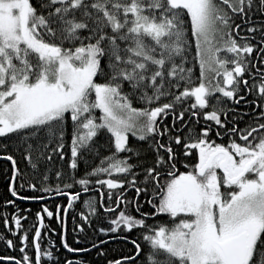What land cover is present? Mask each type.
<instances>
[{
  "label": "snow or ice",
  "instance_id": "1",
  "mask_svg": "<svg viewBox=\"0 0 264 264\" xmlns=\"http://www.w3.org/2000/svg\"><path fill=\"white\" fill-rule=\"evenodd\" d=\"M254 7L264 12V0H0V138L18 141L34 173L54 157L67 160L72 182H63L62 170L55 172L65 189L106 186L109 203L100 204L105 212L113 211L112 190L127 185L124 192L128 187L137 196L143 192L151 208L141 218L119 209L111 227L99 229H143L147 252L131 240L135 253L145 256L143 264H264V122H259L264 121V67L256 68L257 79L251 70L255 65H250L256 46L249 37L235 38L241 25L234 21L240 17L248 23ZM256 31L264 33V26L247 27L248 33ZM255 54L264 57V35ZM259 63L264 65V59ZM241 92L255 95L250 103L256 106L257 122L228 127L223 98L245 100ZM189 98H194L190 106ZM201 112L207 126H188L185 115L199 124ZM170 114L173 129L177 120L185 126L183 137L170 134L164 122ZM209 122L218 126L215 136L228 137L227 144L209 139ZM102 134L108 136L107 155L97 143ZM130 135L139 143H130ZM145 142L153 160L139 181L133 169L140 165L131 161L140 160ZM193 150L195 163L189 164L183 157ZM4 158L12 162L15 181L20 175L16 160L11 154ZM89 158L95 166L77 178L80 163ZM181 163L187 170H179ZM48 180L46 170L41 183ZM25 186L37 190L31 180H22ZM60 187L58 183L57 194L66 195L72 206L78 193H61ZM8 191L20 199H42L20 196L14 183ZM39 191L52 189L42 186ZM124 192L115 195L117 206L128 203ZM139 203L135 201L137 211ZM84 206L90 214L97 210L94 199L85 200ZM43 212L53 216L47 207ZM158 214L170 217L171 226L146 223ZM80 215L89 219L84 212ZM20 220L13 214L11 223L19 229ZM4 224L9 225L7 218ZM40 237L37 226L34 258L21 247V259H0L44 264L42 256L51 260L53 253L42 249ZM26 240V234L20 236L22 244ZM61 241L68 252L87 251L71 247L63 235ZM6 243L14 246L11 240ZM122 261L136 264L131 256L108 264Z\"/></svg>",
  "mask_w": 264,
  "mask_h": 264
},
{
  "label": "trees",
  "instance_id": "2",
  "mask_svg": "<svg viewBox=\"0 0 264 264\" xmlns=\"http://www.w3.org/2000/svg\"><path fill=\"white\" fill-rule=\"evenodd\" d=\"M33 3H36V0H33ZM264 16V12H261L259 8L254 7L252 12L249 15V22L253 19L261 18ZM235 24H243L244 19L240 17L234 18ZM248 27L260 28L261 26L249 25ZM239 36L235 38L239 41L241 37V28L239 29ZM261 33L256 31L253 33L252 38H249V43L255 45L253 54L251 55L250 65H255L252 67V71L256 72L257 67H264L260 65L259 61L264 59V57H257L256 52L261 50ZM197 75L199 74L198 66L196 68ZM260 73L256 72V78L259 79ZM249 86L252 83V76H247ZM255 90H253V93ZM241 95L245 96V100L239 102H233L225 99V105L228 108L227 120L228 127H231L233 123L237 127L243 128L246 125L252 124L255 126L257 122L255 120L256 113L253 112V109L256 108L254 104L250 102L253 99H256L254 94H249L241 92ZM217 94H213L214 96ZM166 102V101H162ZM194 102V98H189L188 105ZM133 106H140L139 103H134ZM208 110H211V107H208ZM258 112L259 109H256ZM179 109H177V115ZM97 115L99 112L97 110ZM235 117V120L233 118ZM188 126L193 129H199L200 127L207 126L204 122L203 113L200 114L199 124L196 122V119L191 117L189 114H186L184 117ZM221 119H224V115L221 114ZM164 122L171 129L170 134L175 136L176 134L181 135L182 137L186 134L184 130V125L180 123L179 120L176 121L175 129L172 128L173 120L171 114L168 117L164 118ZM264 122V121H259ZM213 125L212 134H210L209 139L215 140L217 143H228V137L226 135L215 136V132L218 126H215L214 122H209ZM222 132H225L226 129H221ZM258 134V133H257ZM238 140V137H236ZM129 141L132 144L139 143L135 137L129 136ZM167 137H165V142ZM97 143L100 145V151L103 155H107L109 151V143L107 134H102L99 137ZM7 145V147H4ZM174 149L176 148L175 143H173ZM181 153L183 152L182 146H180ZM66 154L70 157V151L66 147ZM11 154L16 160L17 168L19 169L20 175L16 178L15 181L12 180V162L5 159L4 156ZM47 153H45V157ZM183 159L189 164L195 163L194 150L193 154L183 157ZM153 156L152 151L148 147L147 142L144 143V147L141 150L140 160L133 158L131 161L134 164H139L140 167L134 168L133 171L137 173L138 180L143 181V172L144 166L150 165L152 163ZM96 161L89 158L87 164L83 161L79 165V170L76 173L77 178L82 177L85 171H90V168L95 166ZM48 171L49 180L47 183H41V175L44 171ZM57 170H62L65 173V180L63 182L71 183V179L67 177L70 175V169L67 165V160L61 161L58 157L50 163H41L40 171L33 172L28 161L24 159L23 149L19 146L18 141L14 138L12 140H5L0 138V257H16L21 259L23 253H21V247H25L26 251L30 256L34 258L35 249L32 245V237L35 234V229L38 226V218L36 216L37 212L41 213V219H43V225L41 227V237L39 242L42 245V249L51 251L53 257L49 260L47 257L42 256L44 264H63L65 260H71L73 264H76L77 261L82 262V264H108V260H122L124 256H131L134 258L136 264H143L145 256L135 253V246L131 243V240H136L137 243L141 245V248L144 252H147L148 246L142 238L143 229L137 228L131 231H123L117 229L116 232H106L102 233L99 231L100 228H110V220L115 218L118 214L119 209H124L128 214L134 215L138 218H141V213L149 211L151 206L145 203V196L143 192L137 196L135 188L128 187L127 191L124 192V187L122 186L119 190L113 191V199L111 201L113 205V211L105 212L104 208L100 207L101 202L104 206H108V189L107 187L101 188L95 183L88 185V191H83L81 186L76 184L72 189H65L63 187V182L58 181L55 172ZM180 171H185L183 163L179 165ZM26 174V175H25ZM102 178V177H101ZM122 179H129V177H124L121 175ZM95 179V178H91ZM22 180H31L37 183V190L25 187H21ZM9 183H14V186L20 196H40L42 199H20L19 197L11 196L8 191ZM60 183V192L61 193H78V199L74 200L72 206L68 207V198L66 195H58L56 191L57 184ZM50 187L51 192L39 191L41 187ZM138 186L142 187V183ZM119 192H124L123 198L128 201L126 204H120L117 206L115 201V195ZM103 193V197H101ZM151 195V193H149ZM95 200L96 212L90 214V210L84 206L85 200ZM6 200H12V204H6ZM139 201L140 211H137L135 201ZM57 205H62L59 210H57ZM43 207H47L49 211L53 212V216L49 217L47 213L43 212ZM64 207H67V212L64 211ZM84 212L85 215H88L89 219L85 221L80 213ZM15 214L18 217H21L20 228L17 229L16 226L11 223L12 215ZM57 216L59 219H57ZM9 220V225L5 226L4 219ZM146 223L149 225L154 224H168L171 226V218L166 214H158L156 217H147ZM80 225L83 228V231L77 227ZM11 229V230H10ZM13 232L16 234L13 235ZM27 235V240L24 244L20 241L21 235ZM61 235L64 236L66 242L74 248L87 249L83 252H68L67 249L63 247L61 241ZM7 240L13 242V247H9L6 243ZM79 241V242H77ZM51 242V243H50ZM92 245H96L95 248ZM0 264H15L13 260L0 259ZM123 264V261H122Z\"/></svg>",
  "mask_w": 264,
  "mask_h": 264
},
{
  "label": "flooded vegetation",
  "instance_id": "3",
  "mask_svg": "<svg viewBox=\"0 0 264 264\" xmlns=\"http://www.w3.org/2000/svg\"><path fill=\"white\" fill-rule=\"evenodd\" d=\"M240 25H241V36H246V37L252 38L253 33H248L247 32V27L249 25H255V26H258V27L259 26H264V16L261 17V18L253 19L252 21H250L248 23L244 22L243 24H240ZM262 35H264V33H261V36Z\"/></svg>",
  "mask_w": 264,
  "mask_h": 264
},
{
  "label": "water",
  "instance_id": "4",
  "mask_svg": "<svg viewBox=\"0 0 264 264\" xmlns=\"http://www.w3.org/2000/svg\"><path fill=\"white\" fill-rule=\"evenodd\" d=\"M40 219L41 218H38V226H40V227H42L41 225H40ZM35 235V234H34ZM137 254V253H136ZM136 257V255L133 257V259Z\"/></svg>",
  "mask_w": 264,
  "mask_h": 264
},
{
  "label": "bare ground",
  "instance_id": "5",
  "mask_svg": "<svg viewBox=\"0 0 264 264\" xmlns=\"http://www.w3.org/2000/svg\"><path fill=\"white\" fill-rule=\"evenodd\" d=\"M134 256H135V255H134ZM134 256H133V257H134Z\"/></svg>",
  "mask_w": 264,
  "mask_h": 264
}]
</instances>
